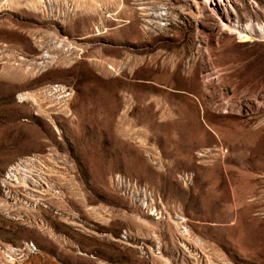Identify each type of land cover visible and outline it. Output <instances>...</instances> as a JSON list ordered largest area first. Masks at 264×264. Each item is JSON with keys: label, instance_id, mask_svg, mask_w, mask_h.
<instances>
[{"label": "rangeland", "instance_id": "1", "mask_svg": "<svg viewBox=\"0 0 264 264\" xmlns=\"http://www.w3.org/2000/svg\"><path fill=\"white\" fill-rule=\"evenodd\" d=\"M249 18L264 0H0V181L42 160L0 183V245L37 247L17 264H264V39L230 30Z\"/></svg>", "mask_w": 264, "mask_h": 264}, {"label": "built area", "instance_id": "2", "mask_svg": "<svg viewBox=\"0 0 264 264\" xmlns=\"http://www.w3.org/2000/svg\"><path fill=\"white\" fill-rule=\"evenodd\" d=\"M71 91L68 87L61 85L59 83H52L46 85L40 90V95L43 97H47L50 100L54 101L55 103H61L63 100H67L70 97ZM23 158H27V165H20V159H17L13 162L12 169L7 172V177H4V181H0L2 183V188L11 187L14 190L18 191L16 188L19 187V183H10L8 182V174L14 171H24L26 174V181L27 184L33 185L30 179L32 177L29 175L32 171L33 164L35 162H40V160L36 155L30 154ZM111 184L119 189H121V193L123 194V184H130V191H126L131 201L135 202L147 215L153 217L154 219L161 220L164 218L163 206L161 200H159V196L154 198H144L143 195L136 194L134 191V184L133 181H129L126 178H117L113 176L111 178ZM28 187V186H27ZM174 217L177 218L179 221V227H177V237L181 238L183 243L186 241V236H188V229L185 225H183V218L174 214ZM121 238H126V234L122 232ZM28 244H34L32 241L29 240ZM27 244V245H28ZM26 245V246H27ZM25 246V247H26ZM25 247L23 249H16V246H4L0 245V256L6 262H12V264H17L18 262L26 259L25 258ZM150 248L153 252H159L158 243L155 242L154 245ZM37 252V250H36ZM35 252V253H36Z\"/></svg>", "mask_w": 264, "mask_h": 264}, {"label": "bare ground", "instance_id": "3", "mask_svg": "<svg viewBox=\"0 0 264 264\" xmlns=\"http://www.w3.org/2000/svg\"><path fill=\"white\" fill-rule=\"evenodd\" d=\"M235 18H236V15H235ZM230 30L238 33L240 37L243 38L244 40L264 39V24L254 22L250 18L247 20L245 24L240 23L239 20L236 19L234 24H230ZM23 159H27V158H23ZM10 174H12V172L9 173L8 176ZM123 185H130V184H123ZM19 187H20V183H19ZM135 193L137 194V192ZM27 244L28 243H26L21 249H23ZM16 249H17V246H16ZM36 250H37V247L35 244H28L25 247V258H26V255L34 254Z\"/></svg>", "mask_w": 264, "mask_h": 264}]
</instances>
